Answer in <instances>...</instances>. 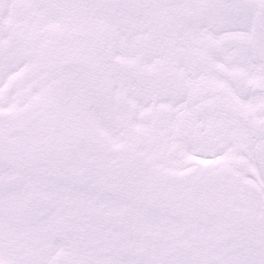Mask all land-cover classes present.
I'll return each mask as SVG.
<instances>
[{"label": "snow or ice", "instance_id": "1", "mask_svg": "<svg viewBox=\"0 0 264 264\" xmlns=\"http://www.w3.org/2000/svg\"><path fill=\"white\" fill-rule=\"evenodd\" d=\"M0 264H264V0H0Z\"/></svg>", "mask_w": 264, "mask_h": 264}]
</instances>
